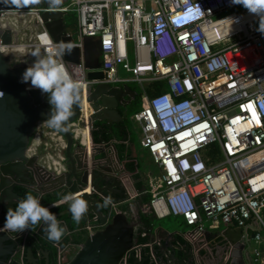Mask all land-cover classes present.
<instances>
[{
    "label": "built area",
    "instance_id": "obj_1",
    "mask_svg": "<svg viewBox=\"0 0 264 264\" xmlns=\"http://www.w3.org/2000/svg\"><path fill=\"white\" fill-rule=\"evenodd\" d=\"M13 10L0 4V18ZM19 10L36 17L40 9ZM57 10L74 18L80 72L82 39L88 37L84 56L92 63L90 56L98 52L101 82H159L162 87L148 97L142 91L144 104L131 115L140 130L139 145L157 169L148 189L151 213L180 217L188 227L181 235L199 246L205 243L202 219L250 227L248 248L250 241L256 244L248 251L250 260L264 264V35L256 30L259 17L230 0H65ZM35 27L40 28L26 43H0V51L16 44L30 53L41 45L39 35L50 38L40 24ZM118 65L128 77H118ZM68 129L81 141L76 121ZM37 146L54 150L40 155L46 167L64 170L63 136L41 119L26 156ZM86 222L88 233L97 228L95 221ZM130 254L127 250L120 264Z\"/></svg>",
    "mask_w": 264,
    "mask_h": 264
},
{
    "label": "water",
    "instance_id": "obj_2",
    "mask_svg": "<svg viewBox=\"0 0 264 264\" xmlns=\"http://www.w3.org/2000/svg\"><path fill=\"white\" fill-rule=\"evenodd\" d=\"M32 8L40 9L34 17V25L40 24L54 43L73 45L72 54L66 55L64 60L79 65L80 50L74 44V28L65 25L64 12L50 9L47 3ZM1 26L0 43L9 46L15 42L12 29ZM89 40L88 37L82 39L80 74L84 84L79 105L68 124L76 121L78 128L86 130L91 146L88 148L75 139L67 124V131H59L64 139V170L57 173L41 162L40 146L31 155L25 154L35 122L48 119L51 111L47 95L32 88L30 82H21L22 74L33 63L31 53L18 56V64H11L12 58L0 51V93H3L0 96V264H7L8 260L18 264V254L23 264H120L127 250H131V254L125 264H253L247 243L252 232L250 227H227L220 240L202 246L198 242H189L181 232L177 236L182 240L158 227L152 231L153 243L134 244L135 223L114 207L121 202L122 196L127 197V193L116 169L109 165L108 152L96 148L98 142L94 141L93 132L111 133L113 125L122 128L130 102L125 97L132 98L135 91L127 84L114 86L100 81L103 74L99 63H89L84 56ZM82 103L87 106L86 112H82ZM113 152L118 161L114 148ZM26 192L33 193L44 207L62 206L57 215L67 218L64 223L67 228L75 221L63 198L70 194L79 196L88 202V211L80 223L75 224L81 230L84 220L95 221L97 228L87 233L80 243H73L68 237L63 246H53L52 253L40 248V254L36 256L25 239L18 240L15 231L2 230L8 209H15ZM100 195L111 197L112 203L103 207L104 200ZM246 223L252 227L255 224L252 220ZM158 240L163 242L155 246L154 242ZM175 249L181 251L179 258Z\"/></svg>",
    "mask_w": 264,
    "mask_h": 264
},
{
    "label": "clouds",
    "instance_id": "obj_3",
    "mask_svg": "<svg viewBox=\"0 0 264 264\" xmlns=\"http://www.w3.org/2000/svg\"><path fill=\"white\" fill-rule=\"evenodd\" d=\"M4 5L15 9L32 8L47 3L50 9H57L62 0H0ZM233 5H242L250 14L259 17L258 28L264 35V0H230ZM41 45L32 52L33 63L22 74L21 82L29 83L32 88L39 89L48 96L51 111L45 122L57 131H67L66 125L75 115L74 109L80 102L81 74L79 66L66 62L64 57L73 52L70 43L53 44L48 37H41ZM44 52H41V48ZM3 93H0L2 96ZM69 204L73 220L78 224L88 211V202L79 196L68 195L63 198ZM103 207L112 203L111 197H103ZM41 222L46 226L44 231L48 239L59 242L67 233V227L40 200L28 194L19 201L15 209L9 208L2 230L24 232L34 230Z\"/></svg>",
    "mask_w": 264,
    "mask_h": 264
},
{
    "label": "crops",
    "instance_id": "obj_4",
    "mask_svg": "<svg viewBox=\"0 0 264 264\" xmlns=\"http://www.w3.org/2000/svg\"><path fill=\"white\" fill-rule=\"evenodd\" d=\"M70 18L71 17L69 15H64V23L66 26H71L68 24V21H67ZM33 25L34 24L32 21V26ZM33 27H35V25ZM20 28H18L16 25L11 26L12 35L14 37L15 42H21L22 43V39H23V36L25 35V32L22 30L21 26H20ZM28 28L29 27L27 26V31H29ZM30 51L32 52L33 50H30ZM114 86H117V85H114ZM119 110L121 111L120 107H119ZM136 126H137L136 129H138V132L133 133L134 132L133 127L131 125H129L128 123H126V121L124 120L122 122V128H117L115 125L112 126L113 127L112 128V134H114V135L112 136V138L109 139V141L107 143L98 142L96 144V148H100V150H104V151L108 152V156H109L108 161L110 163L109 165L112 166L113 169L114 168L116 169L117 177L120 179V183H121L124 191H126V193H127V197L122 196L121 202L116 204V206H114V207L116 210H118L120 206L126 207L127 211L125 212V214H127V216L129 215V217H130L129 220L131 222L135 223L134 244H150V243H153L154 239H153L152 231L154 229H157L158 227H161L164 230L168 231L169 233H172L173 238H179L177 236V233H178L177 230L178 229H177L175 223L173 222V220L168 219L167 216L163 217V218H156L148 208V205H147L148 201L147 202L141 201L142 197H144L145 195H146L145 197L149 199L150 195H149L148 189H149L150 184L155 181L156 177L150 176V174L146 173V171L141 170V167H140V164L138 161V152L133 149L132 137L134 136V134L138 135V142H139V138H140V130H139L138 125H136ZM117 144H119L123 147L122 148L123 149L122 150V154H123L122 158H118V156H117V152L115 149V145H117ZM112 145H113V148L115 150L118 161H115V159H114V156H113L114 152H113ZM90 146L91 145L89 144V148H90ZM138 146L140 149L144 150L143 148L140 147L139 143H138ZM51 150L52 149H46V150L42 149L41 150V157H42V154L46 151L53 153L52 151H54V150H52V151ZM136 185L143 188V190L140 192L138 190H136L135 189ZM117 198L119 199V197H117ZM48 209L50 211L54 210L55 216L58 217L57 212L62 210L63 207L62 206H51ZM139 213L144 214L146 216L147 222H148L147 226H139L138 225L137 216ZM65 218H66L65 216H62V218H57L60 221L61 226H66V225H64V223H65L67 218L66 219ZM63 219H65V220L62 221ZM86 221L87 220H84L82 222L81 232H83L84 234L88 233L84 229V225H85V223H87ZM72 225H73V228L72 229L67 228V233L59 240V242L62 241L63 239L67 240L68 237H71L74 239L76 236H78V231L80 230L79 227L77 226V224H75V222H72ZM182 225H183V223H182ZM38 227L39 228L41 227V230L45 233L44 228L46 226L43 224V222H41L38 225ZM202 227H203V230H202L201 240H204L205 243H209L213 240H215V241L220 240L221 233L227 227L236 228V227L231 226V225H225V224H221V223L214 222V221H211V223L208 226L204 227L202 225ZM76 231H77V233H76ZM15 233H16L17 237L20 236V237H22V239H25L26 235H23L22 234L23 232H21V233L15 232ZM139 238H140V240H139ZM141 238H144V239H141ZM180 240H182V239H180ZM59 242H54V241L50 240V243L52 246L59 245ZM72 242L77 243L75 241H72ZM162 242H163L162 240H158V241H155L154 244H155V246H159L160 244H162ZM39 254L40 253L38 250L35 253V255L39 256ZM175 255L177 258H179L181 256V251L178 249H175ZM16 259H17V261L20 260L19 254H18V256H16Z\"/></svg>",
    "mask_w": 264,
    "mask_h": 264
},
{
    "label": "rangeland",
    "instance_id": "obj_5",
    "mask_svg": "<svg viewBox=\"0 0 264 264\" xmlns=\"http://www.w3.org/2000/svg\"><path fill=\"white\" fill-rule=\"evenodd\" d=\"M13 11L17 14H12V15L8 16L10 18L9 26L11 27L12 25H16L18 28H20V26H21L22 30L25 32V35L23 36V39H22V43H26L28 41V38H32L34 32L38 31L39 27H33L32 21L27 20V14L28 13L24 12L23 10H18V9L13 10ZM20 12H22L23 15H19ZM27 26L29 27L28 29L31 31H27ZM40 42H41V40H40ZM28 53H29V51H28ZM25 54H27V52H25L24 55ZM22 56H23V54H21L19 57H22ZM9 57L14 59V56H9ZM129 59H131L130 53H129ZM117 75L120 78H123V77L125 78V77L129 76V73L123 71L120 68V66L118 65L117 66ZM126 84L129 87L134 89V91L137 94V97L134 101L132 109L129 111V113L126 116L125 121H126V123H128L129 125H131L133 127V129H134L133 133H137L138 132V129H136L137 124L135 121H133L131 119V115H132V113L138 111L142 107V105L144 104L145 98L142 95V91L144 92L146 97L150 96L146 92V88L148 87L149 84L143 83L142 85H139L138 83H136L134 81L127 82ZM140 94L142 95L141 101L139 100ZM132 140H133V149L138 152V161H139L141 170L146 171V173L150 174V176L157 177V169L155 168V165L152 163L151 159L149 158V155L147 154V152L145 150L140 149L138 146V143H139L138 142V135L134 134V136L132 137ZM167 218L173 220V222L175 223V225L178 229L177 230L178 232L186 231V229L188 228L187 226L182 225V223H181L182 221H181L180 217L167 216ZM210 223H211V221H209L207 219L206 220L202 219V225L204 227L208 226ZM254 246H256L255 242L250 241L248 251L250 252V249ZM254 264H257V263H254Z\"/></svg>",
    "mask_w": 264,
    "mask_h": 264
},
{
    "label": "trees",
    "instance_id": "obj_6",
    "mask_svg": "<svg viewBox=\"0 0 264 264\" xmlns=\"http://www.w3.org/2000/svg\"><path fill=\"white\" fill-rule=\"evenodd\" d=\"M71 18L68 19V24L71 25V26H74V18L72 17V15H69ZM160 89H162V87L160 86V83L159 82H151L149 83L148 87L146 88V92L148 95L152 96L154 94H156L157 92L160 91ZM136 97H137V94H136ZM135 97V99H136ZM141 94L139 96V100L141 101ZM135 99L133 100V103L131 105V108H129V111L132 109V106L134 104V101ZM128 111V113H129ZM127 113V114H128ZM114 134L109 133V132H99V131H94L93 132V139L95 142H104V143H107L109 141L110 138H112ZM123 147L119 144L115 145V149H116V152H117V156L118 158H122L123 157V154H122V149ZM139 185V184H138ZM136 190H138L139 192L143 190V188L139 187L136 185L135 187ZM28 194H32L34 195L33 193L31 192H26L23 199L26 197V195ZM146 196V195H145ZM142 197L141 201L142 202H147L148 201V198L146 197ZM120 211L122 212H126L127 209L126 207L124 206H120L119 209ZM52 213H54V210H51ZM127 215V214H126ZM128 219H130L129 215L127 216ZM57 218H62V216H58ZM137 220H138V225L139 226H147V218L144 214H141L139 213L138 216H137ZM70 229L73 228V225L70 224L68 226ZM77 233V231H76ZM86 234H84L83 232H81V230L78 231V236H76L74 239L72 238V241H75L77 243H80L82 242V240L84 239ZM22 239V237H18V240L20 241ZM141 239H144V238H141ZM25 240H26V244L30 245L31 246V249L32 251L34 252V254L40 249V248H45L47 250H50L51 253L53 252V246L51 245L50 243V239L48 240V237L47 235L41 230V227L39 228L38 225L35 226L34 230H27V234L25 236ZM140 240V238H139ZM67 242L66 239H63L62 241L59 242V246H63L65 243ZM14 262H12L11 264H13Z\"/></svg>",
    "mask_w": 264,
    "mask_h": 264
},
{
    "label": "bare ground",
    "instance_id": "obj_7",
    "mask_svg": "<svg viewBox=\"0 0 264 264\" xmlns=\"http://www.w3.org/2000/svg\"><path fill=\"white\" fill-rule=\"evenodd\" d=\"M13 14H17V13H13ZM19 15H23L22 12H20ZM33 16L34 15L31 14V13L27 14V20H31V21L34 22V17ZM9 21H10V18L8 16H4V17L0 18V24L3 25V26L10 27L9 26ZM29 31H31V30H29ZM41 37H45V36L44 35H39V37H38L39 42L41 40ZM40 43H42V41ZM1 51L3 53H5L6 55H8V56H20L21 54L26 52V51L23 50V45H16V44L12 45L11 47H7V48L1 47ZM86 110H87L86 104L82 103V112H86ZM75 134H76L77 137L81 136L82 143H84V145L88 146V148H89V140H88V135H87L86 130H84V129H76L75 130Z\"/></svg>",
    "mask_w": 264,
    "mask_h": 264
},
{
    "label": "flooded vegetation",
    "instance_id": "obj_8",
    "mask_svg": "<svg viewBox=\"0 0 264 264\" xmlns=\"http://www.w3.org/2000/svg\"><path fill=\"white\" fill-rule=\"evenodd\" d=\"M34 57H31V61L33 62L34 61ZM11 64H18V62L20 61V58H18V57H14V59L12 58L11 60ZM90 61L92 62V63H96V62H98L99 63V55H98V52L97 51H93V53H92V55L90 56ZM130 89H132V90H134L133 88H131V87H129ZM128 97H125V98H127V99H129V105H128V109L129 108H131V105H132V103H133V100L135 99V97H136V92L134 93V96L132 97V98H130L129 97V95H127ZM15 189H17V188H15ZM14 189V190H15ZM22 191V190H21ZM108 195H110L109 193H108Z\"/></svg>",
    "mask_w": 264,
    "mask_h": 264
}]
</instances>
